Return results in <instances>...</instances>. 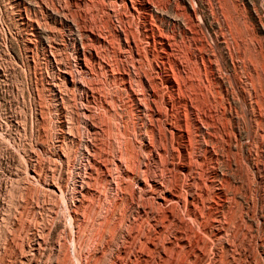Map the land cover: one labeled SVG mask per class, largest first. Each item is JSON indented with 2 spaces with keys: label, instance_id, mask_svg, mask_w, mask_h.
Here are the masks:
<instances>
[{
  "label": "rangeland",
  "instance_id": "1",
  "mask_svg": "<svg viewBox=\"0 0 264 264\" xmlns=\"http://www.w3.org/2000/svg\"><path fill=\"white\" fill-rule=\"evenodd\" d=\"M82 108L98 111L95 141L109 157L126 148L149 185L175 177L202 192L199 221L182 208L164 219L129 180L115 188L97 173L95 193L80 190L89 172ZM263 133L264 0H0V264H112L137 236L165 246L170 264H264ZM151 137L153 152L143 144ZM179 235L190 247L168 250ZM154 254L151 264H166Z\"/></svg>",
  "mask_w": 264,
  "mask_h": 264
},
{
  "label": "bare ground",
  "instance_id": "2",
  "mask_svg": "<svg viewBox=\"0 0 264 264\" xmlns=\"http://www.w3.org/2000/svg\"><path fill=\"white\" fill-rule=\"evenodd\" d=\"M68 1V0H67ZM113 3V2H112ZM69 4V3H68ZM67 4V5H68ZM114 5V4H113ZM58 9V8H57ZM77 11V10H76ZM75 18V17H74ZM32 20V19H31ZM38 20V19H37ZM191 21V20H190ZM146 22V21H145ZM192 22V21H191ZM74 24V23H73ZM145 25V24H144ZM86 28V27H85ZM148 29V28H147ZM87 31V29H85ZM147 31V30H146ZM32 34V33H30ZM82 34V33H81ZM87 34V33H86ZM83 35V34H82ZM107 35V34H106ZM125 35V34H124ZM127 35V34H126ZM90 36V35H89ZM99 36V35H98ZM117 37V36H116ZM134 37V35H133ZM154 37V36H153ZM49 38V37H48ZM89 38V37H88ZM104 39V37H102ZM126 38V37H125ZM136 38V37H135ZM129 39V38H128ZM91 40V39H90ZM118 40V39H117ZM126 40V39H125ZM140 40V39H139ZM142 40V39H141ZM92 41V40H91ZM105 41V40H104ZM130 40H127L126 42H129ZM149 42V41H148ZM91 42H89L90 44ZM96 43V42H95ZM160 43V42H158ZM87 44V43H86ZM100 44V43H99ZM136 44V43H135ZM84 45V43H82V46ZM93 45V44H92ZM94 46V45H93ZM105 46V45H103ZM85 47V46H83ZM92 47V46H91ZM108 46H106L107 48ZM83 50H85V52L87 53V55L91 58L94 57V53L92 51V48H84ZM77 51V63L79 65V68L82 69L83 67H85V62L84 63H81V60H79V58H83L85 54L84 51H80V50H76ZM105 52V51H104ZM167 53V52H166ZM132 55V54H131ZM54 56V55H53ZM135 57V56H134ZM166 58V57H165ZM203 59V57H202ZM59 60V59H58ZM149 61V60H148ZM76 63V64H77ZM91 63V62H90ZM102 63V62H101ZM107 63V62H106ZM109 64V63H108ZM104 65V64H103ZM115 65V64H114ZM87 66V65H86ZM102 66V65H101ZM107 66V65H106ZM105 66V67H106ZM133 66V65H132ZM100 67V66H99ZM103 67V66H102ZM117 67V66H116ZM128 67V66H127ZM118 68V67H117ZM130 68V67H129ZM83 71V70H82ZM125 71V69H124ZM130 71V70H129ZM202 71V70H201ZM72 72V70L70 71ZM106 72V71H105ZM104 72V73H105ZM113 72V71H112ZM111 72V73H112ZM116 72V71H114ZM66 73V72H65ZM207 73V72H206ZM110 74V73H109ZM129 74V72H128ZM136 74V73H135ZM66 75L67 74H63V79L67 81L66 79ZM73 75V74H72ZM111 75V74H110ZM131 75V74H130ZM118 76L121 77V79L123 78V75H120L118 74ZM117 77V76H116ZM197 77V76H196ZM76 78V77H75ZM109 78V76L107 77ZM114 79V78H113ZM116 79V78H115ZM185 79V78H184ZM118 80V79H117ZM116 80V81H117ZM135 80V79H134ZM183 80V79H182ZM90 81V80H89ZM142 81V80H141ZM208 81V80H207ZM82 82V81H81ZM123 82V80H122ZM135 82V81H134ZM187 82V81H186ZM185 82V83H186ZM55 84V83H54ZM65 84V83H64ZM70 84H72L74 87L78 85V83L75 82V80L72 78L71 79V82ZM126 84V82L124 83ZM206 84V83H205ZM213 84V83H212ZM118 85V84H117ZM129 85V84H127ZM179 85V84H178ZM247 85V84H246ZM91 86V85H90ZM122 86V84H121ZM125 86V85H124ZM152 86V85H151ZM185 86V85H184ZM53 87V86H52ZM56 87V86H55ZM82 87V86H81ZM118 87V86H117ZM172 87V86H171ZM59 88V87H58ZM85 88V87H84ZM93 88V87H92ZM132 88V87H131ZM181 88V87H179ZM191 88V87H190ZM196 88V87H195ZM56 88H52V92L55 93V90ZM94 89V88H93ZM125 89V88H124ZM146 89V88H145ZM211 89V88H210ZM60 90V89H59ZM85 90V89H84ZM130 90V88H129ZM135 91V89H133ZM147 90V89H146ZM83 91V90H82ZM155 91V90H154ZM96 92V91H95ZM94 92V94H95ZM193 93V92H192ZM93 94V95H94ZM97 94V93H96ZM142 94V93H141ZM154 94V93H153ZM88 95V94H87ZM92 95V96H93ZM180 95V94H179ZM197 95V94H196ZM185 96V95H184ZM190 96V95H189ZM198 96V95H197ZM217 96V95H216ZM138 97V96H137ZM179 97V96H178ZM213 97V95H212ZM94 98V97H93ZM99 98V97H98ZM140 98V97H139ZM190 98V97H189ZM206 98V97H205ZM191 99V98H190ZM209 99V97H208ZM98 100V99H97ZM135 104H138L139 106H142L139 102V99L136 98V96L133 97L132 99ZM142 100V99H141ZM140 100V101H141ZM153 100V99H152ZM172 100V99H171ZM184 100V99H183ZM216 100V99H215ZM89 101V100H88ZM95 101V100H94ZM211 101V100H210ZM87 102V101H86ZM150 102V101H149ZM195 102V101H194ZM202 102V101H201ZM102 103V102H101ZM156 104V101L154 102ZM173 103V102H172ZM90 104V103H89ZM96 104V103H95ZM145 104H146V101H145ZM151 103H149L150 105ZM185 104V103H184ZM82 105V104H81ZM193 105V104H192ZM215 105V104H214ZM89 106V105H88ZM96 106V105H94ZM100 106V105H99ZM138 106V107H139ZM151 106V105H150ZM148 106V107H150ZM199 106V105H198ZM207 106V104H206ZM82 107V106H81ZM92 107V106H91ZM90 107V109H91ZM146 107V106H145ZM156 107V106H155ZM194 107V106H193ZM213 107V106H212ZM86 108V106H85ZM88 108V107H87ZM99 108V107H98ZM96 108V109H98ZM152 108V106H151ZM157 108V107H156ZM209 108V107H208ZM223 108V107H222ZM83 109V108H82ZM87 110V109H83V115H84V123L85 125L88 127L87 129V132L85 133V140L82 142L83 143V146H84V150L87 154V164L89 166V172L88 174L86 175V177L84 178V176L78 180L79 182L77 183V187H79L80 190H82V186L85 184V187L87 190L86 191V194H94L95 191L92 189L93 187H91V182H92V179H94V176L99 173L103 180H107V182H109L108 184H111V186L113 185L115 188H122L123 185L125 184V180H129L130 182H132L133 184H135V186L138 188V193L141 194L143 192H146L144 194H147L149 195L150 197H152L153 199H157V209H161L162 212H163V218L164 219H168V221L170 220L169 218L173 217V214H172V211L173 209H177V208H182V210H185L188 212V215L191 216V218L193 220H198L201 218L200 216V213H199V210L201 209L200 206L203 205V201H202V197H200V195H202V192L200 195H197L194 193V191L192 190L193 188L189 185H187V183L183 182L182 184L180 183V186L179 184L177 183V180L176 178H169V179H165L163 176H161L160 178L158 179H154L153 181V184L152 185H149V183H147L145 179L141 178V170L139 171L138 169H135L134 168V165L132 166L131 165V162H132V158L134 156H132L130 154V151L128 149L125 148V145H124V150L122 151V149H120L121 151H118L117 154H115L114 156H108L103 149L100 148V146L98 147V144H96V139H95V136H97V134L99 133L100 131V128H99V123L96 122V118H97V113L93 112V111H90ZM150 109V108H149ZM160 109V108H159ZM202 109V107L200 108ZM210 109V108H209ZM94 110V109H93ZM152 110V109H151ZM158 110V109H157ZM188 110V109H187ZM194 110V109H193ZM199 110V109H198ZM211 110V109H210ZM217 110V109H216ZM105 111V110H104ZM140 111V110H138ZM155 112V111H154ZM191 113V112H190ZM198 113V112H196ZM201 113V112H200ZM82 114V113H81ZM97 114V115H96ZM145 114V113H144ZM111 115V114H110ZM69 116V115H68ZM168 116V114H167ZM199 116V115H198ZM203 116V115H202ZM214 116V115H213ZM189 117V116H188ZM201 117V116H200ZM186 118V117H185ZM168 119V118H167ZM166 119V120H167ZM201 119V118H200ZM215 119V118H214ZM219 119V118H218ZM99 120V119H98ZM186 120V119H185ZM203 120V119H202ZM213 121V119H212ZM168 122V121H167ZM192 122V121H191ZM196 122V121H195ZM203 121H201L202 123ZM205 122V121H204ZM187 123V122H186ZM60 124H61V128L63 127L64 125V120H60ZM76 124V123H75ZM124 124V123H123ZM222 124H224L222 122ZM195 125V124H193ZM206 125V124H205ZM219 126V125H218ZM217 126V127H218ZM79 128V127H78ZM102 128V127H101ZM122 128V127H121ZM188 128V127H187ZM186 128V129H187ZM195 128V127H194ZM197 128V127H196ZM206 128V127H204ZM215 128V127H214ZM152 129V128H151ZM209 129V128H208ZM173 129H171L170 131H172ZM179 136L181 138H183L184 136V132H182L180 129H177ZM152 131V130H151ZM150 131V132H151ZM169 131V132H170ZM211 132V131H210ZM106 133V131H105ZM225 133V132H224ZM80 134V133H79ZM118 134V133H117ZM165 134V133H164ZM210 134V133H209ZM264 134V133H263ZM81 135V134H80ZM147 135V134H146ZM213 136V135H212ZM104 137V136H103ZM153 137V136H152ZM152 137L149 139H146L147 141H145L143 144L144 146L148 149L149 152H153L154 150V141L152 140ZM263 137V135H262ZM100 138V137H99ZM217 138V137H216ZM101 139V138H100ZM160 139V138H159ZM223 139V138H222ZM263 139V138H262ZM106 140V139H105ZM192 140V139H191ZM57 141V140H56ZM81 141V139H80ZM190 141V140H189ZM208 140H206L207 142ZM47 142V141H46ZM209 143V142H208ZM216 143V142H215ZM204 144V143H203ZM202 144V145H203ZM213 145V144H212ZM215 146V145H214ZM217 146V145H216ZM106 147V146H105ZM128 144H127V146ZM163 147V146H162ZM219 147V146H218ZM122 148V146H121ZM191 148V147H190ZM119 149V148H118ZM134 149V148H133ZM214 149V148H213ZM131 150V149H130ZM137 150V149H136ZM190 153V152H189ZM216 153V151H215ZM227 153V152H226ZM157 155V153H156ZM160 155V154H159ZM223 155V154H222ZM214 156V155H213ZM224 156V155H223ZM158 157V155H157ZM160 157V156H159ZM191 157V156H190ZM193 157V156H192ZM230 159V158H229ZM230 161V160H229ZM179 163V162H178ZM194 163V162H193ZM240 163V162H239ZM185 164V163H184ZM190 164V163H189ZM205 164V163H204ZM222 164V163H221ZM201 165V164H200ZM199 165V166H200ZM230 165V164H229ZM250 166V165H249ZM244 167V166H243ZM180 168H183L185 169V171L189 170L188 167H186L185 165L183 164H180ZM202 168V167H201ZM53 169V168H52ZM181 171H183L181 169ZM195 171V170H194ZM233 171V170H232ZM241 171V170H240ZM32 172V171H31ZM192 172V170H191ZM239 172V171H238ZM255 172V171H254ZM190 173V172H189ZM114 174L116 175V177H114ZM192 174V173H191ZM227 174V173H226ZM33 176H35L37 178V175L33 172V174H31ZM30 175V176H31ZM177 176V175H176ZM193 176V175H192ZM45 177V176H44ZM180 177V175H179ZM189 177V176H188ZM101 178V177H100ZM178 178V177H177ZM187 178V177H186ZM185 178V179H186ZM40 179V178H39ZM101 180V179H100ZM189 180V179H188ZM187 180V181H188ZM207 180V179H206ZM214 180V179H213ZM185 181V180H184ZM195 181V179H194ZM193 181V182H194ZM212 181V180H211ZM215 181V180H214ZM31 182V181H30ZM99 182V181H97ZM106 182V181H104ZM143 182V185H141V183ZM196 183V182H195ZM100 184V183H99ZM138 184V186H137ZM189 184V183H188ZM211 184V183H210ZM107 185V184H106ZM194 185V183H193ZM208 186V185H207ZM215 186V185H214ZM52 185H49L47 188H51ZM125 187V186H124ZM196 187H197V184H196ZM206 187V186H205ZM96 188V187H95ZM98 188V187H97ZM110 188V187H109ZM192 188V189H191ZM198 188V187H197ZM235 188V187H234ZM85 189V188H84ZM96 190V189H95ZM121 190V189H120ZM197 190V189H196ZM205 190V189H203ZM52 191V190H51ZM61 191V190H60ZM98 191V190H97ZM96 191V192H97ZM117 191V190H116ZM227 193V192H226ZM22 194V193H21ZM231 194V193H230ZM211 195V194H210ZM204 199V198H203ZM232 202V201H231ZM218 203V202H217ZM224 203V202H223ZM234 204V203H233ZM221 205V204H220ZM144 205L140 206L142 208V212H144L143 209H145L143 207ZM151 206V205H150ZM217 207V206H216ZM151 209L153 210V208L151 207ZM156 209V210H157ZM151 210V211H152ZM223 210V209H222ZM54 211V210H53ZM68 211V210H67ZM138 211V210H137ZM158 211V210H157ZM179 211V210H178ZM184 211V212H185ZM79 212V211H78ZM140 212V210H139ZM155 212V211H154ZM176 212V211H175ZM180 212V211H179ZM241 212V211H240ZM69 213V212H68ZM147 213V212H146ZM159 213V212H158ZM174 213V212H173ZM203 213V212H202ZM70 222L71 224L70 225V229H71V234L73 235V238L75 237V222L77 221L78 219V213L76 210H71L70 211ZM139 214V213H138ZM160 214V213H159ZM162 214V213H161ZM176 214V213H175ZM114 215V214H113ZM116 215V214H115ZM149 215V214H148ZM206 215V214H205ZM83 216V215H82ZM161 216V215H160ZM177 216V215H176ZM154 217V216H152ZM182 217V216H180ZM204 217V216H203ZM138 218V217H137ZM155 218V217H154ZM153 218V219H154ZM178 218V216H177ZM85 219V218H84ZM152 219V218H151ZM157 219V218H155ZM225 219V218H224ZM174 220V219H173ZM181 220V219H180ZM183 220V219H182ZM181 220V221H182ZM211 220V223H212V228L214 230V235L218 238V239H223V232L221 230V227L223 228L222 224L223 223V219L221 216L217 215L216 217L210 219ZM162 221V219H161ZM225 221L227 222V220L225 219ZM105 222V221H103ZM130 222V221H129ZM149 222V221H148ZM180 222V221H179ZM225 222V223H226ZM237 222V221H236ZM235 222V223H236ZM157 223V222H156ZM155 223V224H156ZM171 223V222H170ZM208 223V222H207ZM234 223V224H235ZM244 223V222H243ZM112 224V223H111ZM172 224V223H171ZM173 224H174V221H173ZM246 224V223H245ZM77 225V224H76ZM101 225V224H100ZM138 225V223H137ZM153 225V224H152ZM208 225V224H207ZM132 226V225H131ZM234 226V225H233ZM103 227V226H102ZM135 227V226H134ZM141 227V226H140ZM150 227V226H149ZM169 227V226H168ZM151 228V227H150ZM153 228V227H152ZM155 228V227H154ZM100 229V228H99ZM98 229V230H99ZM127 229V228H126ZM142 229V227H141ZM148 229V228H147ZM224 229V228H223ZM250 229V228H249ZM19 230V228H18ZM105 230V229H103ZM155 230V229H154ZM212 230V229H211ZM112 231V229H111ZM151 231V230H149ZM148 231V232H149ZM181 231V230H180ZM193 231V230H192ZM128 232V231H127ZM156 232V231H155ZM158 232V231H157ZM171 232V231H170ZM185 232V230H184ZM201 232V231H200ZM226 232V231H225ZM12 233V232H11ZM28 233V232H27ZM87 233V232H86ZM116 233V232H115ZM131 233V232H130ZM196 233V231H195ZM194 233V234H195ZM233 233V231H232ZM241 233V232H240ZM200 234V233H199ZM211 234V233H210ZM91 235V234H90ZM147 235V234H146ZM187 235V234H186ZM213 235V236H214ZM231 235V234H230ZM31 236H32V239L34 241L33 243V246L30 248L31 249V252H37V248L38 246L40 245L39 244V240L40 238L38 237V235L34 234L33 232H31ZM77 236V235H76ZM116 236V235H115ZM124 236V235H123ZM122 236V237H123ZM127 236V234H126ZM133 236V235H132ZM239 236V235H238ZM6 237V236H5ZM28 237V236H27ZM71 237V236H70ZM99 237V236H98ZM157 237V236H156ZM161 237V236H159ZM169 237V236H168ZM175 237V235L173 236ZM196 237V236H195ZM225 237V236H224ZM14 238V237H13ZM63 238V237H62ZM178 240H179V244L177 243L176 246L172 245L173 248H169L168 250H173L174 248H186V247H190V243H189V239L187 238V236L185 238L187 239H184L181 235L178 236ZM208 238V236H207ZM229 238V237H228ZM15 239V238H14ZM12 239V240H14ZM86 239V238H85ZM126 239V238H125ZM158 239V238H157ZM170 239V238H169ZM216 239V238H215ZM74 240V239H73ZM81 240V239H80ZM211 240V239H209ZM227 240V239H226ZM238 240V239H237ZM96 241V240H95ZM124 241V240H123ZM194 241V240H193ZM219 241V240H218ZM223 241V240H222ZM224 241H225V238H224ZM18 242V241H17ZM75 242V241H74ZM78 242V241H77ZM158 242V241H157ZM156 242V243H157ZM163 242V241H162ZM198 238L196 239V241L194 243H196L198 245ZM220 242V241H219ZM243 242V241H242ZM66 243V242H65ZM70 243V242H69ZM73 243V242H71ZM79 243H82V242H79ZM84 243V242H83ZM152 239H148V238H137L136 239H130L128 238V240L124 241L123 244L120 246L119 245V248H118V253L116 254V258L113 260V263L112 264H121L122 262L124 264H145L146 262L148 264H151V263H154V259H156L155 257V254L154 252H156L158 258H160V260H163L166 262V264H170V261L169 260H166L168 258L166 252H167V249L165 248V246H162V247H159L157 244H156ZM218 243V242H217ZM234 243V242H233ZM232 243V244H233ZM30 244V243H29ZM85 244V243H84ZM112 244V243H111ZM221 244V243H220ZM46 245V244H45ZM70 245V244H69ZM74 245V243H73ZM72 245V246H73ZM89 245V244H88ZM164 245V244H163ZM6 246V245H5ZM60 246V244H59ZM66 246V245H65ZM80 246V245H79ZM92 246V245H91ZM75 247V246H74ZM87 247H90V246H87ZM197 247V246H196ZM4 248V247H3ZM85 248V247H84ZM94 248V246H93ZM102 248V247H101ZM203 248V247H202ZM223 248V247H221ZM10 249V248H9ZM29 249V250H30ZM60 249V248H59ZM67 249V248H66ZM70 249V248H69ZM82 249V248H81ZM207 249V248H206ZM213 249V248H212ZM13 250V249H12ZM72 250V249H71ZM74 250V248H73ZM88 250V249H87ZM59 251V250H58ZM67 253L68 251L65 250ZM90 251V250H89ZM174 251V250H173ZM202 251V250H201ZM30 252V251H29ZM108 252V251H107ZM195 252V251H194ZM214 252V251H213ZM1 253V252H0ZM23 253V252H22ZM25 253V252H24ZM80 253V252H79ZM172 253V252H171ZM177 253V252H176ZM56 254V253H55ZM164 255L163 256H161ZM181 254V253H180ZM204 254V253H203ZM22 255V254H21ZM66 255V254H65ZM79 255V254H78ZM92 255V254H91ZM196 255V254H195ZM23 256V255H22ZM74 256V255H73ZM210 256V255H209ZM37 257V256H36ZM61 257V255H60ZM75 257V256H74ZM163 257V259H161ZM172 257V256H171ZM197 257V256H196ZM34 258V257H33ZM71 258V257H70ZM77 258V257H76ZM75 258V260H76ZM87 258V257H86ZM85 258V259H86ZM173 258V257H172ZM208 258V257H207ZM77 264H86V263L83 261L82 258H77ZM89 259V258H88ZM264 259V258H263ZM36 260V259H35ZM38 260V259H37ZM66 258L62 257V258H59L57 257L55 259V262L54 264H64ZM87 260V259H86ZM111 260V259H110ZM4 261V260H3ZM17 262V261H16ZM22 262V261H21ZM69 262V261H68ZM67 262V263H68ZM71 262L72 259H71ZM76 263V261H74ZM90 262V260H89ZM103 262V261H102ZM177 262V261H176ZM223 262V261H222ZM221 263V262H220ZM3 264V262H2ZM19 264V263H18ZM71 264V263H70ZM89 264V263H88ZM162 264V263H161ZM194 264V263H193ZM208 264V263H207Z\"/></svg>",
  "mask_w": 264,
  "mask_h": 264
}]
</instances>
